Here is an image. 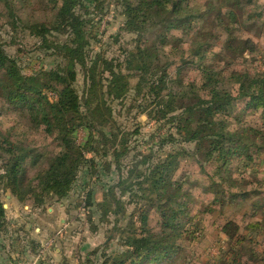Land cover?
<instances>
[{
    "label": "trees",
    "instance_id": "trees-1",
    "mask_svg": "<svg viewBox=\"0 0 264 264\" xmlns=\"http://www.w3.org/2000/svg\"><path fill=\"white\" fill-rule=\"evenodd\" d=\"M105 1L48 0L56 10L54 19L32 25L29 30L43 40L54 33L68 35L64 43L53 44L65 62L54 69L26 75L0 42V98L24 114L31 129L41 130L59 148L48 167L25 185L26 165L33 151L11 142L0 131V153L8 157L0 173V189L4 187L23 202L33 195V206L38 207L47 199L62 201L69 197L80 173L91 169L95 158L100 156L107 160L106 172L116 174L117 180L114 185L103 186L101 202L94 203L90 197L88 205L96 207V214L103 221L106 218L107 226L113 224L108 243L116 240L121 248L108 254L109 246H103L102 264H175L184 252L179 244L184 228L194 232L196 241L200 239L197 233H201L199 236L207 233L201 225V212L193 215L191 208L193 192L203 183L187 173L178 177L182 159L194 160L199 165L203 180L205 177L208 182L203 192L215 197L212 204L225 206L238 198L247 200L251 195L255 198L260 195L255 190L237 193L230 190L238 187L233 177L237 164L264 160V129L244 120L250 114L264 117V73H243L231 71L232 68L222 71L214 64L210 66L207 55L212 50L205 49L204 39L199 41L201 32L194 35L192 32L204 13L201 9L194 10L191 0H117L125 18L123 29L138 37L137 44L123 61L112 59L108 64L101 54L90 56L91 20L83 17L80 10L91 16L89 9L94 6L102 13ZM256 1L222 0L224 9H231L225 13L230 24L253 28L256 14L249 16V7ZM15 5L14 0H0V10H4L13 26L19 18ZM233 7L247 8V21L239 22ZM222 14L220 11L217 24L225 26L222 27L228 36L225 50L238 58L254 55L256 42L235 36L233 29L225 25ZM257 16H263L262 11ZM148 33L155 35L150 45L146 39ZM186 37L190 38V46L179 54ZM174 66L176 71L171 75ZM122 67L131 74L123 75ZM78 68L88 84L82 98L75 87ZM189 70H196L199 78L183 77ZM107 72L110 76L105 78ZM130 78H138L136 96L144 102L152 100L146 106L136 105L139 114H147L158 127L157 136L161 134L149 154L134 157L128 145L129 137L124 135L109 103V100L124 101L131 89L126 83ZM49 92L56 94L54 101L49 99ZM163 129L166 135H162ZM81 130L87 132L82 144L77 141ZM188 144L194 145L191 153L184 147ZM33 158L35 166L39 156ZM126 198L129 200L125 201ZM128 206H133L130 213ZM253 207L256 214L264 205L258 207L255 203ZM153 211L158 214V229L150 225ZM93 218V213L88 211L91 224L95 222ZM6 222V209L0 199V233L5 230ZM217 228L228 239L226 248L221 247L219 256L208 258L203 264H264V251L261 254L254 251L257 239L252 233L259 230L258 223L248 225L247 234L241 233V226L235 220H225ZM93 229L97 231L96 226ZM113 233L118 238H113Z\"/></svg>",
    "mask_w": 264,
    "mask_h": 264
},
{
    "label": "rangeland",
    "instance_id": "rangeland-1",
    "mask_svg": "<svg viewBox=\"0 0 264 264\" xmlns=\"http://www.w3.org/2000/svg\"><path fill=\"white\" fill-rule=\"evenodd\" d=\"M14 1L16 2L15 11L19 17L17 18L18 23L16 26H13L9 18L3 14L4 10H0V42L8 55L18 61L23 73L26 75H31L33 72L40 70L48 71L61 64L64 65L65 62H63L62 55L53 48V44L64 43L68 35L54 33L48 35L46 40H43L29 30V27L32 25L51 22L56 13L55 7L50 5L48 0ZM222 4V0H191L193 9H201L204 13V17L195 23L192 32L193 35L196 32H201L199 41L204 39L203 45L206 46L205 49H207L208 52L212 50L207 55L209 57L210 66L214 64L217 68L220 67L222 71L227 68H232L231 71L243 73H264V0H257L254 6L249 7V16L252 15V13L253 15L254 13L256 14L253 20V28H246V26L238 28V26H232V24H230L231 21H228L229 18L225 16V13L231 11V9H224ZM104 6L105 10L102 13H98V11L94 9V6H92V8L89 9L91 16H87L86 10H80V14L91 20V27L88 28L90 37H92L90 56L101 54L103 58H105L104 60H106V63L110 64L112 59L123 61L127 52L134 50L138 37L135 34L127 33L123 29L125 18L121 15L122 7L117 6V0H106ZM246 9L247 8H232V11L237 14L239 22L246 20V14L248 13ZM220 11L223 13L222 17L225 19V23H227L225 25L233 29L235 36L252 38L256 42L257 50L254 55L244 54L238 58L235 54L231 55L225 50V42L228 36L223 32L225 26H219L217 24ZM260 11H262L263 16L258 17L257 15ZM234 27L238 30L237 32ZM174 34L179 37L183 36L181 33L177 32H174ZM146 39H148L147 41L150 45L153 43L155 35L148 33ZM182 39H185V37ZM189 39V37H186V41L183 40L182 44H180L178 49L179 54L184 53L183 51H187L191 43ZM207 47H210V50ZM189 68L191 69L193 67ZM175 71L176 66L171 69V75H174ZM122 74L129 75L131 73H129L125 67H122ZM109 76L110 74L108 72L104 75L105 78ZM198 76L199 74L196 70L186 71L183 75L187 80L197 79L199 78ZM137 82L138 78L126 80V83H128L131 89L124 101L116 100L111 103L109 100V103L113 106V112L119 126L124 129V135L129 137L128 145L133 149L131 152L133 157L140 153L149 154L151 147H156L161 136L159 133L157 136L158 127L149 120L147 114H139L138 112L136 105L138 106L143 103L146 106L152 100L144 102L142 97L136 96L135 86ZM103 84L108 86V82ZM87 85L83 72L78 68L75 87L81 98L86 95L88 91ZM104 91L106 92V89ZM48 96L51 101L57 98L56 94L53 92H49ZM242 106L241 104L239 107ZM244 120L250 125L264 129V117L261 115L250 114L244 117ZM137 130L139 134L134 135L133 133ZM0 131L4 136L9 137L11 142L23 144L25 148L33 151L32 158H29L26 165L25 185L31 183L40 172L48 167L50 158L59 150L57 143L54 142L51 144L52 138L46 137L41 130L31 129L24 114L10 108L1 98ZM161 133L162 135H166V129H163ZM86 138L87 132L83 130L78 132V143H84ZM184 147L191 153L194 145L188 144ZM165 150H167V148H165ZM35 156H39V161L33 166L32 160ZM87 157L91 158L92 156L87 155ZM5 159H8V157L0 153V173ZM106 162L107 160H103L100 156H97L94 160L95 167L92 165L91 169H85L80 173L69 197L62 201L56 198L51 200L47 199L42 206L38 207L36 205L33 206L35 199L33 195H28L24 202L18 200L21 204V208L25 207V205L31 206L29 210L33 211L32 213L34 216L32 218L35 219L36 222H39L32 227L33 233L35 226L40 229L53 228V226L50 225H53L52 219L55 218H57L55 219L57 220V228L63 229L64 227H61L60 224V218L64 217L68 219L69 215L68 213L65 214V212L69 210L71 212L70 215L78 219L79 234L81 231H86L85 235H88L90 240H92L90 244L97 242V246L92 248L101 249L98 255L99 260H103L102 253L105 251L103 250V246H109L107 250L108 254L121 250L116 240H112L108 243V232L113 224L107 226L105 221L106 218L104 222L103 218H101L99 214H96V207L91 208L93 206L88 205L91 199L90 197L93 198L92 202L94 203L101 202L103 199V194H101L103 186L106 188L114 185L117 180L116 174H109L106 172ZM233 171V177L236 178L235 184L238 187L231 188L230 191L232 193H237L255 190L260 193L258 198L251 195L247 200L238 198V200L225 206L220 203L212 204L215 197L212 193L203 192L204 188L208 186V182L205 177L203 180L199 165L191 159L181 160V169L179 170L178 177L186 175L187 173L203 183L201 187H197L193 192L191 208L194 210L193 215H196L198 211L201 212L199 218H202V220L200 219L201 225L204 229L206 227L204 231L207 233L205 236H199L201 233H197L196 236L200 239L196 241L193 239L194 232L191 233L184 228L183 235L179 241L184 252L179 254L178 258L175 260V264H203L208 258L219 256L221 247H224V249L226 248L225 244L228 239L217 226L225 220H235L241 226V233L243 234L249 233L247 229L248 225L258 223L260 225L259 230L252 233L253 237L257 239L255 240L256 246H254V251L257 254H261L264 251V208L259 209L256 214H253V205L255 203H257L258 207L264 205V160L260 158L250 164H247V162L237 164V167H235ZM6 196H12V194L10 191H6L4 187H1L0 199L4 205L7 204ZM127 199L129 200V198H126L125 201H128ZM62 203L65 205L63 207L64 211L60 212L58 210L56 214L54 211L55 206ZM49 209H53L52 212H49ZM132 210L133 206H128V213L132 212ZM88 211L94 215L93 219L95 222L93 224H91L88 219ZM203 211L204 213L202 214ZM150 218V225L153 226L154 229H158V214L153 211L150 213ZM110 219L111 222L116 220L113 216ZM94 226H96L97 231H94ZM44 233L47 234V229ZM112 236L113 238H118L117 233H113Z\"/></svg>",
    "mask_w": 264,
    "mask_h": 264
},
{
    "label": "crops",
    "instance_id": "crops-1",
    "mask_svg": "<svg viewBox=\"0 0 264 264\" xmlns=\"http://www.w3.org/2000/svg\"><path fill=\"white\" fill-rule=\"evenodd\" d=\"M6 200L7 222L0 233V264H102L98 256L100 250L92 248L97 242L90 244L92 240L85 235L86 231L79 234L78 219L72 217L69 210L65 212L68 219L60 218L63 229L57 228L55 218L50 225L53 228H46L47 234L45 228L36 226L33 233L32 227L39 222L32 218L31 206L21 208L14 196H6ZM64 206V203L55 206L56 214L58 210L63 212Z\"/></svg>",
    "mask_w": 264,
    "mask_h": 264
}]
</instances>
